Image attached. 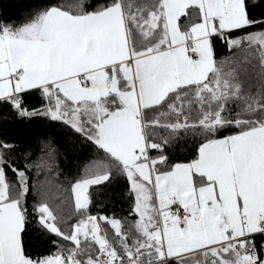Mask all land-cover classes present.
Masks as SVG:
<instances>
[{
	"label": "trees",
	"instance_id": "trees-1",
	"mask_svg": "<svg viewBox=\"0 0 264 264\" xmlns=\"http://www.w3.org/2000/svg\"><path fill=\"white\" fill-rule=\"evenodd\" d=\"M117 2L124 8L133 52L152 49L146 36L153 33L157 38L162 33L160 0H0V37L21 38L37 32L51 7L80 15ZM243 2L246 23L210 36L213 67L206 77L180 85L159 103L142 109L155 172L194 160L204 144L218 137L264 124V0ZM196 9L189 7L180 16L183 30L196 18ZM139 33L140 43L135 38ZM17 94V101L11 96L0 98V203L15 200L24 215L20 239L25 255L38 260L69 254L79 264H98L94 240L79 236L76 243L71 239L74 229L91 216L96 217L108 244L117 236L132 245L157 244L135 226L136 193L126 165L57 114L56 94L41 88ZM85 178L92 181L84 204L76 206L73 185ZM194 179L204 181L196 175ZM41 206L51 212L53 228L40 221ZM244 246L247 253L241 264H261L263 233L250 236ZM216 253L212 259L218 264H235L241 255L239 248L230 245ZM165 264L190 261L180 255Z\"/></svg>",
	"mask_w": 264,
	"mask_h": 264
},
{
	"label": "crops",
	"instance_id": "crops-1",
	"mask_svg": "<svg viewBox=\"0 0 264 264\" xmlns=\"http://www.w3.org/2000/svg\"><path fill=\"white\" fill-rule=\"evenodd\" d=\"M160 2L163 30L157 38L153 33L148 38L145 30L146 41L154 47L144 53L132 50L121 2L80 15L49 8L33 38L31 33L1 38L6 49L3 76L10 83L0 98L34 88L54 93L57 114L110 153L116 157L139 154L135 143L140 135L144 146L148 145L142 109L159 103L180 85L202 81L213 67L210 36L246 23L243 0ZM192 6L197 8L196 18L183 30L179 18ZM140 33L135 36L138 43ZM18 68L23 69L21 77L14 74ZM105 72L112 73V81L97 89L94 76ZM82 73L91 82L85 88L77 84ZM195 175L204 181L196 183ZM152 176L160 216L169 212L173 200L179 201L186 214L174 223L198 230L202 240L170 255L211 252L224 245L239 248L245 255L250 236L263 233L264 124L218 137L204 144L194 160ZM23 225L24 215L15 200L0 203V264H40L42 258L32 259L24 253ZM62 256L64 264H79L71 256Z\"/></svg>",
	"mask_w": 264,
	"mask_h": 264
},
{
	"label": "rangeland",
	"instance_id": "rangeland-1",
	"mask_svg": "<svg viewBox=\"0 0 264 264\" xmlns=\"http://www.w3.org/2000/svg\"><path fill=\"white\" fill-rule=\"evenodd\" d=\"M36 34L37 32L34 31V33L32 32L29 36L33 38ZM5 58H6V49L0 37V92L5 88H7L8 84L10 83L9 78L3 76L6 71ZM94 77L96 80L97 89L109 85L110 84L109 82L112 81L113 78L112 73L109 72L101 73L99 75H95ZM135 145L137 150H139V154L136 155L135 153H132V156L126 155V156H119L118 158L126 165L127 171L130 175L136 193V203H135V211L137 213V219L135 221L136 228L144 237L151 235V237L155 239L157 244H160L161 241H163L169 253H180L182 251H185L186 249L199 245L200 243H202V240L198 230H195L192 227L179 228L174 222L172 225L168 226L164 223V220L158 223V218H157L158 206L155 201V195L151 184L153 176L149 172L146 158L145 159L143 158L145 157L144 155L145 146H144L143 137L141 135L139 140L136 139ZM140 157L143 159H140ZM91 181H92L91 178H85L75 182V184L73 185L74 202L76 206H81L84 204L85 191L87 189L88 184ZM145 181H149V183ZM40 210L42 212L40 221L44 223L46 226L53 228L54 226L51 224V222H49L52 217L51 212L45 206H41ZM88 219L83 221L79 226H77L74 229V233L71 236V239L74 242L77 243L79 236H87L92 240L89 232L90 230H92L93 227L90 222V219L89 220ZM169 228L173 230L169 231ZM209 252L203 251V253H200L196 251L185 255L189 259L190 264H207L206 260L207 259L209 260L210 256H211L210 264H218L215 261L216 259H212V255L217 254L216 250L214 251L211 250V252L210 253ZM70 256L71 255L69 254L66 255V259H70ZM244 256H246V254L237 257L235 264H237L238 262H240L239 264H241ZM63 260L64 258L61 254H52L50 256H45L44 258H42L39 263L64 264Z\"/></svg>",
	"mask_w": 264,
	"mask_h": 264
},
{
	"label": "built area",
	"instance_id": "built-area-1",
	"mask_svg": "<svg viewBox=\"0 0 264 264\" xmlns=\"http://www.w3.org/2000/svg\"><path fill=\"white\" fill-rule=\"evenodd\" d=\"M214 21H217V18H214ZM188 54L191 58L195 57V53L191 49L188 50ZM23 73L22 68L14 70L16 76L21 77ZM77 84L79 87L83 88L91 84L86 73L78 75ZM11 97L14 101H17L19 98L18 94H12ZM144 155L148 163L149 172L153 174L156 170V163L149 155L148 145H145ZM185 214L186 209L177 200L171 202L169 212L163 216H160L157 208L158 223L162 220H164L165 223L179 222L184 218ZM261 231L264 233V228ZM89 233L98 248V264H165L174 257L168 253L163 241H161L160 244L148 242L142 245H132L123 237L117 236L114 238L112 244H108L103 234L101 238L98 239L97 236L93 234L92 230H90ZM243 251L247 252L246 249H243Z\"/></svg>",
	"mask_w": 264,
	"mask_h": 264
},
{
	"label": "bare ground",
	"instance_id": "bare-ground-1",
	"mask_svg": "<svg viewBox=\"0 0 264 264\" xmlns=\"http://www.w3.org/2000/svg\"><path fill=\"white\" fill-rule=\"evenodd\" d=\"M93 218V217H92ZM92 218H90V221H91V223H92V225H93V228H92V232H93V234L94 235H96L97 236V238L98 239H100L101 238V236H102V234H101V230L99 229V225H98V221L96 222L95 220H93ZM96 219V218H95ZM97 220V219H96Z\"/></svg>",
	"mask_w": 264,
	"mask_h": 264
}]
</instances>
